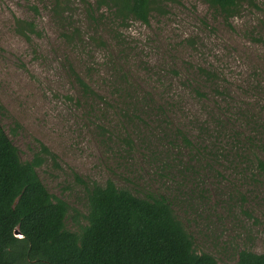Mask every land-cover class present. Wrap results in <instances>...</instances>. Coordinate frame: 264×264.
<instances>
[{
    "label": "rangeland",
    "instance_id": "374dc122",
    "mask_svg": "<svg viewBox=\"0 0 264 264\" xmlns=\"http://www.w3.org/2000/svg\"><path fill=\"white\" fill-rule=\"evenodd\" d=\"M102 3L0 0V124L21 159L46 145L57 158L38 168L43 185L83 215L77 175L169 198L195 250L219 264L264 254V178L241 161L248 138L264 158V0H239L230 19L208 0H153L148 24ZM15 16L42 35L27 42ZM75 73L114 108L85 96ZM66 227L80 230L71 216Z\"/></svg>",
    "mask_w": 264,
    "mask_h": 264
},
{
    "label": "trees",
    "instance_id": "16d2710c",
    "mask_svg": "<svg viewBox=\"0 0 264 264\" xmlns=\"http://www.w3.org/2000/svg\"><path fill=\"white\" fill-rule=\"evenodd\" d=\"M103 1L102 4L114 7L121 15L149 23L153 0ZM208 2L226 19L238 12L239 0ZM14 19L16 32L27 42L42 35L34 21L17 16ZM200 72L208 78L215 77L205 68ZM75 77L85 96L106 109L114 108L83 77L76 73ZM130 119L142 120L140 115H132ZM179 134L186 148H194L187 135L182 131ZM253 142L248 138L242 145L246 150L242 160L238 150L243 149L237 148L236 141L231 163L239 165V158L254 176L264 178V158ZM45 157L52 161L57 158L41 143L39 153L32 160L23 161L0 124V264H219L214 256L195 250L192 236L165 196L142 199L129 190L119 189L112 180L101 186L86 183L77 175L87 189L90 209L87 215L72 209L51 196L43 185L37 170ZM226 158L217 152L210 159L218 162ZM69 216L80 225L79 231L67 229ZM80 218L87 223L81 224ZM17 228L21 238L14 235ZM235 264H264V254L240 251Z\"/></svg>",
    "mask_w": 264,
    "mask_h": 264
},
{
    "label": "water",
    "instance_id": "95a60500",
    "mask_svg": "<svg viewBox=\"0 0 264 264\" xmlns=\"http://www.w3.org/2000/svg\"><path fill=\"white\" fill-rule=\"evenodd\" d=\"M14 235H15L16 237H18V238H21V237H22V234H21V232L19 231L18 228L15 229V231H14Z\"/></svg>",
    "mask_w": 264,
    "mask_h": 264
}]
</instances>
